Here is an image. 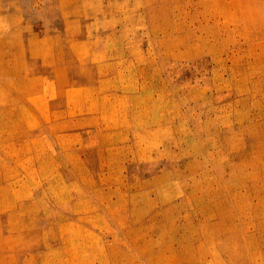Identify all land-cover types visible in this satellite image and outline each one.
<instances>
[{"label": "rangeland", "instance_id": "1", "mask_svg": "<svg viewBox=\"0 0 264 264\" xmlns=\"http://www.w3.org/2000/svg\"><path fill=\"white\" fill-rule=\"evenodd\" d=\"M0 264H264V0H0Z\"/></svg>", "mask_w": 264, "mask_h": 264}]
</instances>
